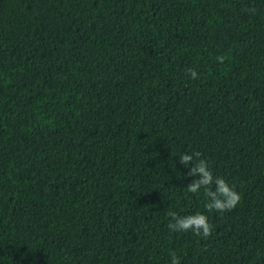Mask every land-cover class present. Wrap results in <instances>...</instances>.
Wrapping results in <instances>:
<instances>
[{
  "label": "trees",
  "instance_id": "16d2710c",
  "mask_svg": "<svg viewBox=\"0 0 264 264\" xmlns=\"http://www.w3.org/2000/svg\"><path fill=\"white\" fill-rule=\"evenodd\" d=\"M196 151L233 210L187 191ZM169 211L211 236L169 230ZM172 252L264 264V0H0V264Z\"/></svg>",
  "mask_w": 264,
  "mask_h": 264
},
{
  "label": "clouds",
  "instance_id": "9594fccd",
  "mask_svg": "<svg viewBox=\"0 0 264 264\" xmlns=\"http://www.w3.org/2000/svg\"><path fill=\"white\" fill-rule=\"evenodd\" d=\"M224 57L218 56L217 62L223 63ZM186 74L190 78H199L198 73L193 69H188ZM199 151L183 153L179 157L180 164L184 165L188 171L187 176L194 177L186 186L190 193H197L203 189L206 198L204 208L208 212L224 213L233 210L241 201V194L236 191L235 186L229 185L222 177L214 176L205 159L201 158ZM170 217L167 225L173 232H189L207 239L211 236L213 226L209 223L208 217L200 212L189 215H178L175 211H169ZM170 264H180V258L175 252L170 254Z\"/></svg>",
  "mask_w": 264,
  "mask_h": 264
}]
</instances>
